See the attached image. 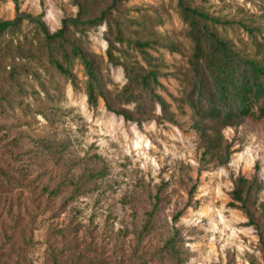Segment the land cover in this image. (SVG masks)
<instances>
[{"label":"rangeland","instance_id":"rangeland-1","mask_svg":"<svg viewBox=\"0 0 264 264\" xmlns=\"http://www.w3.org/2000/svg\"><path fill=\"white\" fill-rule=\"evenodd\" d=\"M259 3L183 0L264 27ZM38 15L48 33L79 19L65 32L93 60L95 105L78 59L73 86L33 59L35 41L22 44ZM15 19L20 32L0 39V85L13 66L26 88L6 85L11 105L0 109V264H264V215L250 222L231 199L235 180L256 174L264 203V116L197 123L181 102L192 44L179 0H0V20ZM218 31L246 38L238 26ZM154 63L158 84L137 110L124 67ZM172 236L179 262L165 246Z\"/></svg>","mask_w":264,"mask_h":264},{"label":"trees","instance_id":"trees-1","mask_svg":"<svg viewBox=\"0 0 264 264\" xmlns=\"http://www.w3.org/2000/svg\"><path fill=\"white\" fill-rule=\"evenodd\" d=\"M179 6L183 21L188 27L187 35L192 44L189 60L190 74L186 79L181 102L188 104L197 119L196 122L208 120L228 126L241 122L245 118L264 116V27L262 24L249 26L243 21L211 17L204 11L184 5L183 0H179ZM259 8L263 9L259 19L262 18L264 24V5L259 3ZM41 17L38 15L36 18L33 32L28 31L23 34L22 44L35 41L33 59L41 61L44 71L46 68H52L57 75L64 77L73 86H75V77L71 66L73 59H78L86 74L85 95L88 102L95 105L97 96L95 91L98 90L99 95L102 93H100L101 82L99 83L93 60L79 45H75L73 40L67 39L65 32L68 22L76 24L79 19L65 20L64 27L55 33H48ZM18 19L0 20L1 40L6 37L9 40L14 34L20 32ZM94 21L95 19H89L88 23ZM228 26H238L246 33V38L238 39L236 43L218 31V27L224 29ZM28 34H31V37L28 38ZM19 43L14 46L16 52L20 49ZM134 45H137L144 57L148 56L150 60L151 57L145 50L149 46L148 41L136 39ZM109 55L111 57L110 52ZM158 68L159 65L156 63L149 65L146 70L142 66L131 67L129 70L128 67H124L128 78L124 93L127 94L128 99L131 98L136 102L137 110L142 108V95H140L142 91L151 89L150 94H154L152 88L158 84ZM13 70L14 67L10 66L8 74L2 78L0 109L11 105L6 95V89H8L6 85L12 87L11 83H14L13 87L20 89V93L26 88L24 79H19L18 74L12 73ZM28 73L33 74L34 79L40 82L37 73L25 72L26 75ZM41 84L43 88L45 84ZM48 96L52 99V95ZM155 99L164 111V102L159 95ZM124 114L127 116L126 112ZM199 130L202 129L199 128ZM6 179L8 184L13 182L7 173ZM57 190L56 188L52 194H57ZM259 190L257 175L254 174L250 178L238 177L231 192L232 204L243 211L250 222H254L256 210L264 215V203H256V194ZM149 222H146L145 227ZM262 245L264 246V241ZM165 246L168 248L169 255L173 259L178 258L177 262H179V250L176 247L175 236L170 237Z\"/></svg>","mask_w":264,"mask_h":264}]
</instances>
